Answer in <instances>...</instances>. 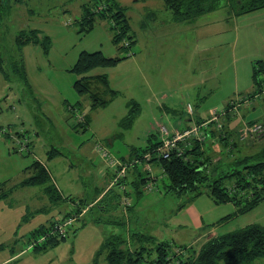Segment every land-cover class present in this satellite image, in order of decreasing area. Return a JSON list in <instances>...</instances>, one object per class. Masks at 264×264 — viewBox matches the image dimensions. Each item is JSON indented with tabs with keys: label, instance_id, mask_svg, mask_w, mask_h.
<instances>
[{
	"label": "rangeland",
	"instance_id": "obj_1",
	"mask_svg": "<svg viewBox=\"0 0 264 264\" xmlns=\"http://www.w3.org/2000/svg\"><path fill=\"white\" fill-rule=\"evenodd\" d=\"M115 1L124 8L134 35L131 57L124 50L118 51L107 21L95 18L91 30L80 32L83 6L91 7L92 0H22L15 5L10 0L8 9H0V189H10L27 178L33 161L39 159L47 166L50 183L64 197L88 204L81 205L87 213L65 228L64 239L35 254L28 237L49 220L56 222L77 208L68 201L49 205L36 186L19 188L10 197L0 199V263L8 259L3 264H104L105 255L98 253L104 239L111 235L125 241L120 249L134 251L142 245L153 256V248L161 242L196 251L214 237L212 233L224 235L252 224L264 227V199L240 213L231 202L215 204L206 190L190 199V193L167 192L166 179L156 176L152 165L150 180L162 181L154 185L153 191L136 195L126 189L116 196L112 170L98 154L92 156L89 147L101 143L111 157L128 160L133 152H141L159 140L157 125L169 132L182 130L188 119V104L196 113L206 110L205 118L213 110L220 113L226 109L230 120L239 122L231 131L232 139L224 133L218 140L217 134L224 132L225 116L222 129L215 130V140L221 145L213 144L211 139L203 142L201 149L210 159L207 173L211 177L235 173L244 166L240 161L254 162V155L264 147V85L252 95L251 69L241 61V41L235 44L234 30L229 38L234 43L222 55L216 53V62L199 56L196 64H184L185 59L176 53L181 47L177 41L192 32L176 30L183 25L175 29L170 26L171 13L164 0ZM225 2L220 0L219 11L197 18V34L202 30V21L224 13ZM19 34L22 40L36 35L39 42L17 43ZM44 39L48 45L43 44ZM158 49L169 52L171 58L163 61ZM85 51H100L105 58L122 57L114 65L97 66L84 74L105 75L116 92L106 106L96 109L91 108L88 94L80 95L73 89L82 75L70 69ZM134 55L137 58L132 60ZM143 56L153 58L144 64H150L151 69L143 70ZM207 68L214 71V82L221 83L220 89L212 93L208 85L213 80L201 84ZM95 88L96 84L92 90ZM101 95L109 100L104 93ZM72 106L74 113L68 110ZM85 116L88 127L84 131L77 123L80 118L84 123ZM243 118L260 121L246 122ZM187 145L191 150L193 141ZM55 150L60 153L54 155ZM151 156L149 153V159ZM103 172L109 173L106 179ZM148 172L145 168L146 180ZM111 174L113 179L109 178ZM106 183L115 186L92 202ZM226 183L230 185L229 180ZM125 195H129L132 208L122 206ZM140 234L149 239L142 241ZM253 264H264V258Z\"/></svg>",
	"mask_w": 264,
	"mask_h": 264
},
{
	"label": "trees",
	"instance_id": "obj_2",
	"mask_svg": "<svg viewBox=\"0 0 264 264\" xmlns=\"http://www.w3.org/2000/svg\"><path fill=\"white\" fill-rule=\"evenodd\" d=\"M21 1L12 0V3L15 5L21 3ZM164 1L165 7L170 10L174 21H186L197 18L198 16L209 14V12L215 11L220 7V0ZM92 2L91 7L83 6V15L81 16V23L79 25L81 26L80 32L84 33L91 30L94 26L95 18L107 21L111 31L112 42L116 45L118 51L124 50L129 56L135 40L134 35L130 32L131 28L124 8L115 0H92ZM9 5L10 0H0L1 10L4 6L8 9ZM224 6L230 14L242 16L243 14L264 9V0H226ZM20 37V34L16 37L17 43L20 44L39 42L36 35L33 34L28 35L26 40H22ZM42 42L48 45L47 39H44ZM120 59L122 57L105 58L100 51L93 53L85 51L78 55L77 61L70 69L73 73L82 75L79 79L75 80L73 89L80 95L88 94L92 109L106 106L110 99L116 95V92L109 87V82L105 75L85 76L84 74L87 70L97 68V66L108 67L114 65ZM251 75L252 86H254L253 95L264 85V78L260 77L264 76V61L257 60L254 63ZM22 77L24 79V74ZM94 84H96V91L92 90ZM103 93L105 96H108L109 100L104 99L101 95ZM68 110L69 112H73L76 109L72 106L68 107ZM228 115L229 113L226 114V116ZM77 125L84 131L87 130V116H85L84 123L78 121ZM211 126L213 127V125ZM206 134V140L214 138L216 135L215 129L211 128ZM223 134H217L219 140L223 137ZM202 145L203 143L195 141L191 150L183 148L181 156H176L175 151H171L168 158L162 159L161 154L157 153L160 141L155 144L149 143L141 152H133L131 154L128 160L132 161V163L127 165V175H125V179L123 178L116 182V186L119 188L120 184L127 183L130 185V191L133 194H141V188L145 184L146 179L145 176L143 178V173L139 170L145 169V166L149 164L159 167L161 176L167 181V184L164 185L167 192L178 194H182V192L190 193L189 198L194 199V197L201 195L203 190H206L215 204L231 202L237 208L236 212L238 213L250 210L262 202L264 199V147L259 153L254 155V162L247 164V162L240 161L239 164H244V166L235 173L218 174L215 177H211V173H207V166L209 165L207 162L210 159L203 155L204 149H201ZM178 147H182L181 144ZM52 152H54V155L60 153L57 150ZM146 153L152 155L148 161L143 159ZM128 160L124 159L121 162L129 163ZM134 161L136 162L134 163ZM29 170L31 171V175L23 179L15 187L42 186L44 187V194L52 203L60 202V194L55 186L50 183V176L46 168L38 164L37 161H33ZM130 172H134L135 177L126 182ZM212 172H216V169ZM227 180H229L230 185L226 183ZM11 189L9 191H3V188L0 189L2 190L0 197L7 195ZM64 201L73 202V199L68 197L64 198ZM73 203L76 206H88V204H83L82 201ZM80 211L81 208L76 211L73 210L72 213L69 212L66 216L58 219V221H64V219L72 216L77 217ZM58 221L51 222L47 226H40L28 237L29 241H31L29 242V246H31L33 252H39L45 250L48 246L57 245L59 239L65 238L59 235L58 232L52 233ZM40 236L44 237L43 241L35 243ZM141 237L142 241L149 239L143 235ZM104 241L99 251L100 253H98V256L105 255L104 264H253L254 260L264 258V227L262 228L257 224L242 227L240 230L232 231L228 234L209 237L196 251L182 249L181 247L161 242L153 248V256H151V250L146 249L142 245L134 251L120 249V246L124 245L125 241L119 236L115 237L111 235L104 239ZM169 247L173 249L171 253ZM93 264H97L96 261Z\"/></svg>",
	"mask_w": 264,
	"mask_h": 264
},
{
	"label": "crops",
	"instance_id": "obj_3",
	"mask_svg": "<svg viewBox=\"0 0 264 264\" xmlns=\"http://www.w3.org/2000/svg\"><path fill=\"white\" fill-rule=\"evenodd\" d=\"M219 9L212 11V12H209V14H204L201 16L212 15L216 11H219ZM201 16H198L197 18H199ZM197 18H193V19L186 20V21H176V20L174 21V19L172 18V15H171V18L169 20L170 26L172 25L171 27H173L174 29H175V26L183 25V26H180L178 28L176 27L177 31H181V32H190L191 31L192 32V34L190 36H189V34L186 36L185 35L180 36L179 37L180 40L177 41V43L181 44V47L178 49L179 52H176V53H178L177 56H179L180 59H185L184 64H186L187 62H190V64H192V63L196 64L198 62L199 56H201V58H205L206 61L209 60L211 62H216L217 58L219 57V56H217V54H221L225 48H228L230 44L234 43L233 42L234 39L236 42L235 44L238 43L237 41H241V50H242L241 51V53H242L241 54V61L244 64H248L249 69H251V73H252V67L257 60L264 61V9L254 11L252 13L243 14L242 16H236V15H233L232 13L230 14L228 9H226V10H224L223 14H220L219 18L215 17V18L209 19V21H207V22L202 21V24H201L202 30H201V32H199V30H198V34L195 32V24L198 23ZM190 25H192V26L190 27ZM184 26H186V28H183ZM149 30H150V28H149ZM232 30H234L235 34H234V39H232L230 41L229 40L230 32L232 33ZM185 37H188V39L183 40L182 38H185ZM160 49H162V48H160ZM160 49H158V51H161L162 54L160 56H162L161 59L163 61L167 60V58H169V57L171 58V56H168L170 54L169 52H167V51L164 52V50H160ZM158 51H157V53H158ZM132 52L129 55L130 57L133 56ZM136 58L137 57H135V55H134L132 60H135ZM147 59H153V58L152 57L147 58V57L143 56L142 68L144 67V68H150L151 69L152 66L150 64H148L146 66L144 65L146 63ZM147 61H152V60H147ZM144 68H143V70H145ZM244 72H245V68H244ZM214 75H215L214 71H212V70L210 71V69L207 68V69H205V73L202 76L203 78L201 80V84H204V82L206 80H208V81L213 80L212 85L211 86L208 85L210 87V89L208 90L209 93H212L213 90L215 91L216 89H220V86H221V83L219 84L218 81H217V84L214 82V79H215ZM253 91L251 93H253ZM251 93H249V94H251ZM201 97L204 98L205 96L202 95ZM201 97H199V99ZM188 106H189V104L185 108V112L187 114L188 119L185 120L186 124L182 127V130L190 127L193 124H198L199 122H202V120L205 119V117L208 115L206 110L201 109V113H196L192 107H191L192 113H189V112H187ZM229 116L231 117V115H229ZM229 116L225 118V122L223 121L224 122V132L223 133H226V137L228 140H229V138L232 139L231 131L236 130V128L239 126V122L236 121L237 119L234 121L230 120ZM243 120H245L246 122L247 121H250V122H255V121L259 122L260 121V120L251 121L250 119L246 120L244 118H243ZM216 138L217 137L215 135L214 138L211 139L212 140L211 142L213 144L218 143L219 145H221V142L220 141H219L220 143L218 142L219 139L215 140ZM160 140H161V137L159 138V140H157V142ZM157 142H155V143H157ZM155 143H153V144H155ZM213 144H212V146H214ZM208 145H210V144H208ZM92 148L93 147L90 146L88 150H89L90 154L93 156V155H95V152H94V150H92ZM122 159L124 160V159H126V157H124ZM85 160L87 162H89L87 157ZM35 161H37V163L40 164L41 166L45 167L47 170V173L49 175L46 164H43V162H41L39 159L35 160ZM126 161H127V159H126ZM129 163H132V161L131 162L129 161ZM152 169L154 170V173L156 176L161 175V171L159 170V167H157L156 165H153ZM139 171H142V173H143L144 169L143 170L140 169ZM27 173H28L27 177H29L31 175V171L28 170ZM108 175H109V173H104V172L102 173V176L104 178L108 177ZM49 176H50V182H51V175H49ZM133 177H135V173L131 172L128 175V178H129L128 180H132ZM109 178L113 179V175L111 174V176ZM126 182H128V181L126 180ZM159 182H162V181H159ZM159 182L155 180L156 185L159 184ZM18 184L12 185L10 187V189L11 188H13V189H11V191L7 195L0 197V199H6V198L10 197L11 194L19 188L29 187V186L15 187ZM106 184H107L106 187L104 189H102L101 192H99L97 197L93 198V200H91L92 202L98 201L103 196V193H106L107 191H111L115 186L114 185L113 187H110L111 186L110 184H108V183H106ZM126 185H127V183L125 184V186ZM129 186L128 187L126 186V189H128L127 193L131 192L129 190V188H130ZM34 187H31V188H34ZM36 187L41 188L40 192L43 194L44 198H46L49 205H53V204L56 205L57 203H59V202L52 203L50 201V199L44 194V187H42V186H36ZM115 188L117 191L115 193L120 195L118 192L120 190L118 188V186H115ZM10 189L6 188V189H4V191H9ZM56 190H58V189L56 188ZM58 192H59V190H58ZM120 192H121V190H120ZM96 193H97V190H96ZM35 194L36 193L34 192L31 195L34 196ZM59 194L61 197L60 202L67 203L66 201H64V198H66V197H64L60 192H59ZM127 196H129V195H127ZM80 201H84V200L80 199V200L76 201L75 203H78ZM68 202L72 203L71 201H68ZM72 205L77 209L81 208V211H80V214L78 215V218L82 217L83 215H85L87 213V212H84V209H83V207H81V205L76 206V204H74V203H72ZM129 206L132 208L134 205L131 202V205H129ZM34 210L42 211L43 209L35 208ZM127 214H129V212ZM51 222H52V220H49L48 223H51ZM47 225H49V224H47ZM210 235L215 236V234H213V233ZM37 252H34V253L37 254ZM11 255H10V258L12 259ZM14 255H16V254H14ZM7 260H5V261H7ZM5 261H3V263ZM3 263H0V264H3Z\"/></svg>",
	"mask_w": 264,
	"mask_h": 264
},
{
	"label": "built area",
	"instance_id": "obj_4",
	"mask_svg": "<svg viewBox=\"0 0 264 264\" xmlns=\"http://www.w3.org/2000/svg\"><path fill=\"white\" fill-rule=\"evenodd\" d=\"M187 112H191V106L187 107ZM227 111L222 110L220 113L218 111L213 110L211 115L208 118H205L202 120V122L198 124H193L187 129L179 130V131H173L169 132L163 125H157V131L159 136L161 137L160 140V146L157 148V153L161 154L162 159L168 158L169 152L175 151L176 156H181V153L183 152V148H187L188 145L190 144L191 141L193 142H199L203 143V141L206 140L207 134L211 128L215 130H220L222 129L223 126V120L224 117L226 116ZM81 117V116H80ZM81 120V118H80ZM78 120V121H80ZM213 125V127L211 126ZM182 147H178L180 145ZM23 147H25L23 145ZM23 150V148L20 149V151ZM92 150L96 154L100 156V158L105 161L107 166L112 170L114 174V182H118L121 179H123L126 175V169L128 168L127 165L131 163L124 162L122 163L120 160H116L115 158L111 157L108 150H106L101 143H95L93 145ZM143 159L145 161L149 160V153H146V155L143 156ZM136 161H134L135 163ZM146 171H150L149 164L145 166ZM149 172H148V179L146 180L147 183H145L141 190L142 192H151L155 189L156 183L153 180H150ZM120 190L121 192H124L126 190V186L124 187V184H120ZM122 206L126 207L130 205V201L128 197L125 195V197L122 199ZM77 221L76 217H69L67 219H64V221L59 220L58 223L54 226L52 233L58 232L59 235L62 237L66 236V227H71L73 226V223ZM44 237H40L39 239L36 240L35 243H40L42 242Z\"/></svg>",
	"mask_w": 264,
	"mask_h": 264
}]
</instances>
